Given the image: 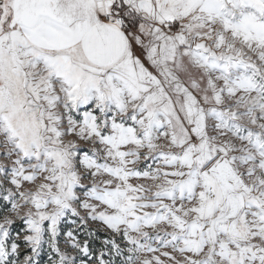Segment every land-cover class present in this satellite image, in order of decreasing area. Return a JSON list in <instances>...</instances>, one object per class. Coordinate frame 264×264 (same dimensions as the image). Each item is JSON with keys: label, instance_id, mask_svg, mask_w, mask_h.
Masks as SVG:
<instances>
[{"label": "snow or ice", "instance_id": "snow-or-ice-1", "mask_svg": "<svg viewBox=\"0 0 264 264\" xmlns=\"http://www.w3.org/2000/svg\"><path fill=\"white\" fill-rule=\"evenodd\" d=\"M0 264H264V0H0Z\"/></svg>", "mask_w": 264, "mask_h": 264}]
</instances>
